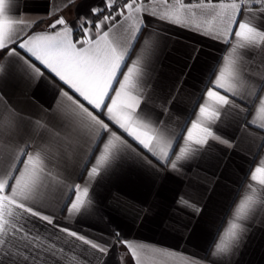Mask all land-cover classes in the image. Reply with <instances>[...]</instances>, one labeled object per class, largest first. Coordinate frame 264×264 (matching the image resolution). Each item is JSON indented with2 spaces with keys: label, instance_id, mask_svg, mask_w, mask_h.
I'll return each instance as SVG.
<instances>
[{
  "label": "crops",
  "instance_id": "obj_1",
  "mask_svg": "<svg viewBox=\"0 0 264 264\" xmlns=\"http://www.w3.org/2000/svg\"><path fill=\"white\" fill-rule=\"evenodd\" d=\"M219 2L214 0V3ZM223 2L227 4L231 0ZM123 3L124 0H115L118 8ZM101 6L102 0H74L70 4L69 0H11L8 15L25 22L27 27L22 29L24 35L52 33L48 28L49 23L62 16L70 26H76L75 39L81 36V19L89 14L92 7ZM146 7L149 12L154 10L157 16L147 20L149 27L143 30V36L135 43L127 64L130 67L132 61L141 55L144 38L149 32H155L160 39L159 51L153 58L156 75L169 85L176 78L186 81L183 91L177 95L176 104L159 116L164 122L160 127L166 129L167 139L175 153L178 154L179 148L184 146L187 129L198 118L199 105L207 100L206 95L200 99L207 79H215L212 73L219 74L225 64L224 57L229 53L237 73V79L233 82L242 93L236 103L243 111L231 110L219 124V133L229 139L233 146L210 141L209 146L198 153L178 161L175 170L170 164L156 163L146 150H138V154L125 152L122 161L118 154L106 174H103L102 165V176L90 177L88 173L99 157V152H95L99 138L81 141L67 161L60 163L58 184L53 180L56 186L51 190L45 189L36 206L45 214L52 215L55 224L107 245L108 252L100 253L90 245L58 231L53 225L27 216L26 228L33 237L38 234L45 247L55 243L57 250L64 249L55 257L42 252L40 264H136L137 259L140 264H208L212 259L211 251H215L216 244L230 223L238 222L246 226L245 221L237 220L235 216L245 196H252V207L260 212V218H264V187L251 181L250 173L264 161V130L259 128V124L264 122V112L260 111L261 100H264V91H261L264 84V45L242 49L234 35L227 43L222 37L215 39L205 35L203 30L207 28L212 29L213 36L218 35L223 27L221 18L213 19L214 13L206 10L182 9L180 0H168L167 4L165 0H148ZM248 7L252 12H242L237 19H250L255 14L253 23H264V14L260 13L264 6L255 4L253 0L251 4H244L245 9ZM165 12L178 13L187 26L161 21L159 15ZM137 15L144 18L148 14L142 12ZM130 24L131 21H128L124 26ZM114 31L122 29L117 25ZM0 63H6V58L0 56ZM185 64L194 66L189 75L182 76V73L189 71ZM118 78L123 79L122 76ZM202 80L204 83H201ZM114 87L118 88L119 85ZM0 92L4 93L6 102L24 117L27 135L23 139L30 138L29 151H33L40 138L31 133L27 121L39 118L49 121L51 110L65 101L62 97L54 98L44 84L30 80L17 70H12L6 79L0 80ZM149 108L153 109L154 118L161 112L158 103L150 104ZM3 111L4 106L0 104V112ZM9 119L5 118V124ZM254 120L255 123H252ZM23 139L20 147H23ZM192 147L199 146L193 144ZM100 148L102 150V145ZM10 152L12 149L9 146L0 143V164L7 161ZM169 153L170 159H174L172 149H169ZM12 159H24L20 148L15 149ZM16 166L21 171L25 170L23 165ZM57 171L52 168L54 174ZM85 182L91 185L90 194L94 196V202L89 206L85 198L87 211L70 213L67 209L71 207L69 200L74 201L72 188L75 184L83 187ZM250 183L259 190L255 193L250 190ZM8 192L6 188L5 194ZM181 197L199 205L203 211L198 214L194 209L182 205ZM118 236L135 247L136 258L118 241ZM4 239L8 241V237ZM0 247L14 249L21 245L18 241H9ZM221 255L218 254L217 258ZM230 259L232 264H264V226H261L259 218L246 245Z\"/></svg>",
  "mask_w": 264,
  "mask_h": 264
},
{
  "label": "snow or ice",
  "instance_id": "obj_2",
  "mask_svg": "<svg viewBox=\"0 0 264 264\" xmlns=\"http://www.w3.org/2000/svg\"><path fill=\"white\" fill-rule=\"evenodd\" d=\"M72 2L74 0H69V4ZM147 2L148 0H124L123 5L118 8L115 0H102L101 7H92L89 14L81 19V36L74 39L76 26H70L62 16L49 23L48 28L52 33L24 35L22 29L27 27L25 22L8 15L11 0H0V56L6 58V63H0V80L6 79L12 70H17L30 80L44 84L54 98L62 97L65 101L51 110L49 121L43 118L27 121L31 133L40 138L36 148L30 152V138L23 139L27 135L24 117L6 102L4 93L0 92V104L4 106V111L0 112V143H5L12 149L7 161L0 164V246H5L9 241H18L21 245L14 249L0 247V264H40L42 252L53 257L64 252L63 248L57 250L55 243H49L45 247L38 234L33 237L26 228L27 216L53 225L58 231L107 254V245L55 224L52 215L45 214L36 206L44 190H51L56 186L53 180L58 184L60 163L67 161L81 141L99 138L95 149V152H99V157L88 173L90 177L102 176V165L103 174H106L111 170L118 154L122 161L125 152L138 154V150H146L156 163L170 164L175 170L178 161L198 153L209 146L210 141L233 146L229 139L219 133V124L231 110L243 111L236 103L237 97L242 93L233 82L237 79V73L233 69L229 53L224 57L223 69L218 75L213 72L215 79L208 78L205 83L200 99H204L206 95L207 100L199 105V116L187 129L183 138L184 146L179 148L178 154L172 148L166 129L160 127L164 122L159 116H163L176 104L177 95L183 91L186 81L176 78L169 85L156 75L153 58L159 51L160 39L155 32H149L144 38L141 55L132 61L130 67L127 64L135 43L143 36V30L149 27L147 20L157 16L154 10L149 12ZM167 2L165 0L166 4ZM252 2L253 0H231V3L226 4L223 0L219 3H214V0H180V7L214 13L213 19L220 17L223 27L218 35L213 36L211 28L204 29V34L215 39L222 37L226 43L234 35L240 48L250 49L264 45V23L254 24L255 14L246 20H238L237 16L242 12L251 13V7L245 9L244 4ZM254 3L264 6V0H254ZM142 12L148 15L140 18L137 14ZM260 13L264 14V7H261ZM159 19L187 26V22L182 21L178 13L165 12L159 15ZM128 21L131 24L125 27ZM117 25L122 31H114ZM197 29L200 30L199 25ZM193 66L185 64L189 71L182 73V76L189 75ZM124 68L127 71H123ZM119 76L123 79L120 80ZM116 84L119 85L118 88L114 87ZM261 91H264V84L261 85ZM112 92L115 94L112 95ZM157 103L161 112L154 118L153 109L149 105ZM260 111L264 112V100H261ZM6 117L10 119L5 124ZM259 128L264 130V122L259 124ZM22 139L23 147H20ZM193 144L199 147L193 148ZM16 148H20L24 159H12ZM169 149H172L174 159H170ZM16 165H23L25 170L21 171ZM116 166L119 167V164ZM52 168L58 171L54 174ZM250 173L251 181L264 187V161L255 171L250 170ZM248 187L254 193L259 190L251 183ZM6 188L9 189L8 194H5ZM90 190L88 182L83 187L75 184L72 188L74 201L69 200L71 207L67 211H87L85 198L89 206L94 202ZM252 201V196H245L239 203L235 216L237 220L245 221L246 226L231 222L216 244L215 251H211L212 259L208 264H232L230 258L246 245L258 218L261 226H264V218H260V212L252 207ZM180 203L198 214L203 211L199 205L190 203L183 197L180 198ZM4 237H8V241ZM117 238L131 252L132 257L136 258L135 247L126 240H120L119 236ZM218 254H222L220 258H217ZM136 264H140L138 259Z\"/></svg>",
  "mask_w": 264,
  "mask_h": 264
}]
</instances>
